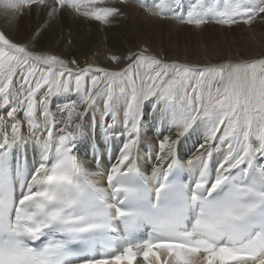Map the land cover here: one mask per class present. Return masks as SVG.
<instances>
[{"label": "snow or ice", "instance_id": "snow-or-ice-1", "mask_svg": "<svg viewBox=\"0 0 264 264\" xmlns=\"http://www.w3.org/2000/svg\"><path fill=\"white\" fill-rule=\"evenodd\" d=\"M99 2L0 0V8L109 23L128 0ZM178 18L252 26L264 21V0H192ZM126 59L117 70L80 67L0 31V264H191L195 254L205 264H264V55L206 67L147 49ZM148 101L175 137L161 134L150 175L135 154ZM85 120L105 142L123 137L103 181L73 154ZM201 125L200 154L185 164L177 146ZM29 143L39 153L31 171L11 163Z\"/></svg>", "mask_w": 264, "mask_h": 264}, {"label": "bare ground", "instance_id": "bare-ground-1", "mask_svg": "<svg viewBox=\"0 0 264 264\" xmlns=\"http://www.w3.org/2000/svg\"><path fill=\"white\" fill-rule=\"evenodd\" d=\"M102 1L100 0L97 5L100 6ZM105 1L102 2L101 7L106 6ZM134 1L128 0L127 5L123 9L122 16L124 17L115 19L114 21H129L132 28H135L138 33H135V30H132L131 26L126 24H123L124 26L119 28H117L118 25H113L116 28L112 26H99L98 30L89 32L91 30H88L90 26L88 27L89 24H87L80 26L79 33L73 31L74 27L72 26L70 32H65L64 36H60L53 26L54 23L52 24L44 18L41 22L38 21L37 27L33 25V33H29V31L26 33L17 23H13L12 11L3 8H0V31L4 32L12 41L28 44L34 50L45 54H54L68 61L75 60L80 67L91 65L93 67L117 70L129 63L126 57L134 53L136 46H140L142 49H147L148 47L147 54L156 56L165 62L187 63L190 66L197 67L217 66L225 62L247 61L246 56L256 58L264 55V39L261 38L264 37V21L258 20L252 26L238 24L228 27L215 22L200 26L192 25V27L189 25L196 34L185 35L182 29L189 28L183 27L186 23H182L178 18L179 16H173V13H175V9L185 10L191 6L192 0H179L181 4H173L176 6L173 11H170L171 7L166 9L162 7L168 0H158L162 2V5L160 7L155 6V4L152 5L155 12L152 17L146 15L143 10L144 8H139L141 6L137 7ZM141 1L145 4L149 2L153 3L154 0ZM49 2L51 3L52 0H49ZM25 9L27 14L33 13L37 16V19L38 15L43 14V17L46 15L44 11L35 8ZM65 15L72 24L78 22L76 20L78 17L74 14L66 13L63 16ZM15 18L20 21L18 23H26L27 20L31 21L30 16L21 19L15 16ZM51 20L55 21L54 18ZM41 25L45 27L37 38L33 34L37 32L38 27ZM197 29L204 31L199 32ZM161 32L165 33L167 37L163 38L162 35H159ZM60 34L63 33L61 32ZM111 55L119 56L121 58L120 62H113L110 59ZM194 62H198L199 64L197 65ZM58 99L63 100L65 98L53 97L52 104L55 105ZM150 105L151 102L148 101L143 106L140 121L141 139L136 151L144 154L149 146L151 151L154 152V155L153 153L151 154L153 160L150 164H152L157 163L155 156L161 134L173 135V138L175 137L174 129L170 126L169 122L161 116L158 110L153 111ZM79 133H81V138L86 141L96 140L104 144L99 129L95 131L91 130L87 126V120H85V124L81 129L78 130ZM206 135L207 132L203 125L199 127L194 126L193 129L181 138L176 151L183 156V159L198 156L200 153L196 150L197 145L203 142ZM122 139L123 137H119L118 135L114 137L116 147H120ZM26 148L32 153H36L37 151L31 143ZM81 148H85V145H81ZM219 155L218 152H214V157L218 158ZM91 166L93 168V163ZM191 264H200V262L197 257L192 256Z\"/></svg>", "mask_w": 264, "mask_h": 264}, {"label": "rangeland", "instance_id": "rangeland-1", "mask_svg": "<svg viewBox=\"0 0 264 264\" xmlns=\"http://www.w3.org/2000/svg\"><path fill=\"white\" fill-rule=\"evenodd\" d=\"M103 1H105V0H103ZM102 1V2H103ZM170 0H168V2L167 3H165V5L164 6H162V7H164V9H166V8H170L171 7V9H170V11H173L174 9H175V5H173V4H181L180 2H179V0H171L170 2H169ZM102 2H101V5H102ZM106 2V6L105 7H113V6H118V0H106L105 1ZM136 4H137V7H139V6H141V7H139V8H142L143 10H144V13H146V15H148V16H150V17H152L153 16V14L155 13L154 12V7L152 6V5H154L155 4V6H157V7H160L161 5H162V2L161 1H158V0H154L153 1V3H151V2H149V3H145L144 4V2L143 1H141V0H135L134 1ZM178 2V3H177ZM186 5H187V3L186 2H184ZM101 5L100 6H98L97 4H95V5H93L94 7H101ZM148 5V6H147ZM191 5V4H190ZM169 6V7H168ZM173 7V8H172ZM190 8V6L189 7H187L185 10L184 9H175L174 11H175V13H173V16H175V15H177V16H181V15H184L186 12H187V10ZM163 9V8H162ZM181 11V12H180ZM40 14H41V12H39ZM150 14V15H149ZM179 14V15H178ZM75 15V14H74ZM11 16L13 17V23H17L18 24V26L19 27H22L23 28V30H24V32H26V33H28V31H29V33H33V30H34V26L35 27H37L38 26V21H40L41 22V20H43V18L44 19H46V20H49V19H47L48 17H47V15H44V17H43V14H41V15H38V19L36 18L37 16L35 15V14H33V13H31V14H27L26 13V9L24 8V9H22V14H20V13H14V12H12L11 13ZM15 16L18 18V19H21V18H26L27 16H30V19H31V21H26V23H18V22H20L19 20H17L16 18H15ZM75 16H77L78 18L76 19L78 22L76 23V24H72L71 23V21L69 20V19H67L66 18V15L65 16H61V18H60V16H58V18L57 17H55L54 19H55V21H52V20H49L52 24H53V26L56 28V32H57V34L58 35H60V36H64L65 35V32L67 33V32H70L71 31V29H72V26L74 27V30L73 31H75V32H77V33H79L80 32V29H81V27L80 26H82V25H87V24H89L88 25V30H91V31H89V32H92V30L93 31H95V30H98V28H99V26H104V27H109V26H112V27H114L113 25H118V27L117 28H119V27H123L124 25L123 24H126V25H129V26H131V29L132 30H135V28L133 29L132 28V25H131V23H129V21H119V20H116V21H114L115 19H118V18H121V17H124V16H122V15H119V16H115V17H110L109 19H110V22L109 23H103V22H98V21H96V20H94V19H91V18H86V17H84V16H78V15H75ZM33 18H35V19H33ZM65 18V19H64ZM36 24H35V23ZM70 24H69V23ZM124 22V23H123ZM128 22V23H127ZM28 23V24H27ZM57 23V24H56ZM65 23H66V25H65ZM81 23H83V24H81ZM97 24V25H96ZM34 25V26H33ZM58 26V28H57V26ZM208 25V24H207ZM76 26V27H75ZM191 27H192V25H190ZM189 26V24L187 25V24H185V26H183V27H186V28H189V29H182V32L185 34V35H192V34H196V32H194V30L191 28ZM27 27H28V29H27ZM68 27V28H67ZM78 27V28H77ZM232 27V26H231ZM62 28H64V29H62ZM95 28V29H94ZM114 28H116V27H114ZM30 29V30H29ZM36 29V28H35ZM197 30H199V32H203L204 30H202V29H197ZM55 30H54V28H53V32H54ZM139 31V30H138ZM63 33V34H60V33ZM135 33H138V32H136V30L134 31ZM159 35H162V37L163 38H166L167 37V35L165 34V33H163V32H161V33H159ZM147 49H148V47H147ZM141 50H143L140 46H136V48H135V51H134V53H136V52H139V51H141ZM149 55H151V54H149ZM153 56V55H152ZM247 60H250V59H253V58H249L248 56H246L245 57ZM197 61V60H196ZM230 61V60H229ZM194 63H196L197 65L199 64L198 62H194ZM181 64H183V63H181ZM186 65H188L187 63H185ZM201 66V65H200ZM145 146H147V145H145ZM154 148V147H153ZM38 151H36V153H37ZM153 155H154V152H153Z\"/></svg>", "mask_w": 264, "mask_h": 264}]
</instances>
